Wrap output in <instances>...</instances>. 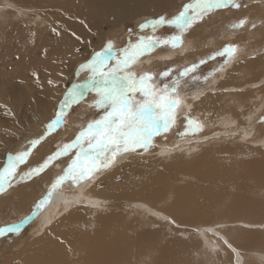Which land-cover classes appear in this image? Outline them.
I'll use <instances>...</instances> for the list:
<instances>
[{
    "label": "bare ground",
    "instance_id": "bare-ground-1",
    "mask_svg": "<svg viewBox=\"0 0 264 264\" xmlns=\"http://www.w3.org/2000/svg\"><path fill=\"white\" fill-rule=\"evenodd\" d=\"M9 1L11 4H3L0 0V55H4L3 58H0V72L8 78L6 80L0 79V93L10 94L11 92L15 94V92H18L21 95L18 98H21L19 102L24 104L22 106L23 111H18L19 105L16 103L10 108V112L7 110V113L4 114L12 115L15 120L21 121L20 127L24 133L23 135L31 136L33 134H29L27 128L46 118L47 113L50 114L51 111L47 107L50 106V103L46 104L44 99L35 100L28 92H22L25 87H38L41 91V97L52 98L55 103L53 105L54 109L58 98L61 97L68 84L58 73L69 74L70 70H74L75 66L78 65L77 62L83 59L76 50L79 44L93 47L94 50L89 49L88 51V56H90L95 51V43L90 40L89 36H98V38L100 34L103 36L102 24H107L117 17L125 19L135 12L146 11L152 5H157L164 0ZM211 21L213 20L209 19L207 22L210 23ZM222 21L227 23L226 18H222ZM25 25L30 27L26 26L27 28H25ZM18 28L27 30H22L20 33ZM204 28L206 29V24H204ZM53 29L56 31H53ZM244 31L230 39L227 35H224L220 40H214L213 44L218 47H221L224 43L236 42L244 49V55L229 68L228 75L226 74L224 78L217 79L219 82L213 90L207 91V88L203 92H199L202 95L196 101L188 99L187 103L193 105L191 110L184 109L192 118L199 120L204 125L203 131L197 135H204L205 137L192 140L188 138L189 140L179 142L174 139L171 143L164 144L163 148L158 146L149 152L131 154L122 158L117 165L100 174L93 184L78 188L65 185L61 192L53 196L50 204L27 224V229L22 231L28 234L37 233L39 229H49L46 232L48 240H44L46 243L41 244L43 247L40 245L36 252L33 251L31 257L24 258L22 263H17L19 261L17 259V262H13V259L11 263H6L9 260L3 259L2 264H118V257L122 254L130 256L129 253L132 255L131 259L136 258L140 261L139 264H145L147 259L149 262L152 260V254L146 253L157 251L156 243L158 241V230L155 231L151 227L152 225H148V222H153L161 228L170 227L171 223L168 224L162 221L165 217H170L176 224L180 225L177 228L175 224L177 232H180L179 234L186 233L190 238H188L189 242L191 240L190 245L193 246V250L194 246L198 247L199 253L210 264H228L232 261V252L219 239V236L222 232L232 234L236 231L238 235L236 238L237 245L243 250L244 254L243 264H264V232L260 236L246 235V228H253L252 226L255 225L250 219L243 223L239 221L236 224L234 222L227 224L213 222V226H206L208 224L203 221L205 219L203 215H207L206 211L200 212L192 207L196 203H201L207 208H219L220 203H222L219 200L228 197L222 189L229 184V186L234 185L233 187L237 190L234 198L239 201L236 204L239 207L241 206V210L247 211L240 205L243 202L242 200L245 199L244 195H246L247 190H252L257 194V199H253L254 202L259 204L264 202L261 200L263 198L261 191L264 192V188H262L264 180L261 181V185L256 181L260 185L259 187H257V184L255 188H251L253 184L249 187V181L252 179L250 178L251 174H248L242 168L240 162L230 163L224 158L223 162L220 159L219 161L215 159L209 165L191 164L186 167L187 161H192L191 159L195 158L196 154L193 156L191 153L199 152L200 154L206 149L209 152L210 150L214 151V144L218 146V143L222 144V147H225L224 144L231 143L241 147L245 146L249 150H252V147L264 148V121L260 119L261 115L264 114L261 112L264 108V40L259 38L256 43L253 42L254 46H246L243 43V36L246 35ZM3 37L6 39L5 41L1 40ZM198 39L200 38L195 36L187 39L189 41L185 43V49L189 47L198 49V41H202V38ZM35 42L38 44L36 48H34ZM100 42L102 41L100 40ZM26 43L27 47L22 48L21 46ZM252 48H262V51H259L260 54L258 55L248 57ZM246 49L247 52L245 53ZM38 51H41L40 53L50 52V57L43 59L44 62L48 61L49 65L42 70L38 69L40 60L38 57L35 58ZM17 52H19V58L15 59L14 54ZM174 55L183 57L179 51L171 50L153 54L151 59L155 63V61H160L162 58H172ZM147 59L149 58H145L143 64L147 63ZM34 73L39 76L38 82H25V86L22 81L17 80L19 76L27 78L33 76ZM83 78V75L79 77L80 80ZM9 79L21 83L20 87L23 88L17 87L16 83L10 82ZM49 79L58 82V90L52 89L48 84ZM43 80L45 82H41ZM47 92H49V95ZM193 95L187 97L190 98ZM37 103L43 105V107ZM0 105H2L1 99ZM251 107H253V111L250 109ZM255 110L258 112L256 114L258 116L257 120L261 124L258 123L255 127L257 130L253 131V126L251 122H248V119L252 118V121H255V115L251 117ZM28 112L31 113V122L22 121L25 116L27 117ZM9 121L14 122V120ZM16 125L0 122V138H2L0 140V164L4 162L6 149L10 147L9 138H6V136L9 137L11 135L9 133L14 128L17 129ZM229 128L231 129L228 130ZM157 141L159 142V139ZM166 141L168 140L166 139ZM27 146L28 144L25 147ZM42 153L39 151L33 160L42 158ZM31 164L33 163L31 162ZM55 168L58 169L56 166ZM56 169H53V171ZM60 169L55 171L56 175L59 174ZM50 175L45 181V186L39 188V193L34 198H30L31 202L25 213L26 215L31 212L34 202L44 194L47 185L54 179ZM192 182H197L198 185L196 186ZM66 201L71 202L70 206L66 205ZM251 202L250 205L254 209L250 211L261 213L264 210L257 211V203L253 205ZM88 204H90L89 208L86 207ZM98 204H101V206L99 207ZM147 207H151V209ZM165 207L167 213H164ZM159 214H164L161 219L157 218ZM59 215L61 218L56 219L52 225L53 227H51L48 224L50 219ZM189 216L196 219L189 220ZM238 217H244V215L241 214ZM70 221L71 223H84L85 226L89 224V228L96 231L92 230L89 234L87 232L86 234L90 235L89 238L80 241L68 239L65 233L75 237L76 232L71 223L69 224ZM140 224L143 233L136 238L134 237L138 233L136 232V226ZM48 225L50 228H48ZM235 227H237L236 230ZM186 228L187 230H184ZM209 228H215L214 230L219 233V236L212 233L207 236L200 235L202 230ZM52 229L55 233L51 235L52 238H48V233H51ZM22 232L20 233L21 240L24 238ZM124 238L125 241H123ZM2 241L0 240V243ZM204 241L208 244H203ZM228 241L235 247L231 240L228 239ZM122 242H126L128 246L119 245ZM178 243L179 241H175V245H178ZM255 243L257 249L262 248L261 251L253 248ZM129 244L131 252L127 253L124 248L128 249ZM163 245L165 246V244ZM181 245L188 248L189 244L185 241ZM212 245H216L229 259L223 261L216 251L212 253ZM53 246H57L59 249H54ZM175 248L177 247L175 246ZM191 248H188V250L193 251ZM159 249H161V246ZM206 249L211 252H207ZM93 251L97 253L106 252V257L112 253L114 257L107 259L105 263H102V260L92 262L90 258ZM89 252L91 253L87 257ZM36 253L38 254L36 255ZM138 255L140 258L137 257ZM161 260L158 264H168L167 258ZM170 260L172 259L170 258ZM123 261L125 262V260Z\"/></svg>",
    "mask_w": 264,
    "mask_h": 264
},
{
    "label": "snow or ice",
    "instance_id": "snow-or-ice-1",
    "mask_svg": "<svg viewBox=\"0 0 264 264\" xmlns=\"http://www.w3.org/2000/svg\"><path fill=\"white\" fill-rule=\"evenodd\" d=\"M247 7L238 0H187L175 15L160 16L138 25L141 33L149 29L151 35H137L135 41L129 39L119 49L115 48L110 39L99 51H93L87 59L79 63L73 73L77 82L66 88L62 97L58 98L54 114L46 123L43 134L29 140L24 150L15 154L6 153L3 165L0 166V195L16 187L17 183L39 178L53 164L60 167V162L63 161L64 166L49 182L44 194L34 202L30 214L18 222L0 227V236L20 234L22 226L38 216L65 185L78 188L93 184L100 174L117 165L122 158L153 150L157 147L155 138L164 136L166 139V134L181 119L184 121V131L179 133L181 137L187 138L202 132L204 125L184 111L185 108L191 110L193 107L187 103L188 99L196 101L202 93L198 92L189 98L182 95L181 91L190 86L197 87L208 83L217 73L239 61L244 55L240 44L224 43L207 56L183 65L178 70L174 66H165L159 71H153L151 67L136 71L134 66L143 64L145 58H149L146 62L151 65V57L159 48L179 51L183 55L187 51V37L212 15ZM247 24V17L240 18L228 26V31L235 32ZM163 27L170 30L169 34L164 37L155 35ZM255 27L252 24V28ZM127 32L129 36L132 35L131 28ZM218 58L220 62L216 68L203 76L198 74L202 66ZM58 75L67 80L63 72ZM81 75L84 76L82 80L79 79ZM48 84L52 89L58 90L57 81L49 79ZM89 94L92 99L86 103V107L96 112V118L78 126L79 130L70 140L58 143L49 155L34 166L30 165L29 158L33 150L48 136L65 126L73 107L85 102ZM0 107L7 108L6 105ZM260 119L264 121V116ZM21 166L25 170L21 171ZM70 203L66 201V205L70 206ZM165 219L176 224L170 217ZM176 227L179 228L180 225L176 224ZM209 233L219 236L211 228L202 230L200 235L207 236ZM219 239L236 252L223 236H219Z\"/></svg>",
    "mask_w": 264,
    "mask_h": 264
},
{
    "label": "rangeland",
    "instance_id": "rangeland-1",
    "mask_svg": "<svg viewBox=\"0 0 264 264\" xmlns=\"http://www.w3.org/2000/svg\"><path fill=\"white\" fill-rule=\"evenodd\" d=\"M1 2L3 4H11V2L9 0H1ZM186 2H187V0H164L162 2H159L157 5H152V7L150 6L151 8L146 10V11L143 10L140 12H135L133 15H131L125 19L121 18V17H117L115 19H112L107 24H102L101 28L104 30L102 32V33H104L103 36L101 34L99 35V38H98V36H93V35L89 36L90 40L93 43H95V51H99L100 47L106 41H108L110 39L114 42L115 48L119 49V48L123 47L129 39L135 41L137 35H151L152 33L149 29H145L144 32L141 33L139 28H138V25L144 21L153 20V19H156L160 16L171 17V16L175 15L179 11V9L183 5V3H186ZM238 2H240L242 4H246L248 7L247 8H241L240 10L220 11V12L212 15V17L210 19L213 21H211L210 23L209 22L204 23V24H206V29L204 28V24H203V26L197 27L191 36L187 37V39L192 38V36H195V37L200 38V39L202 38V41H198V44H199L198 49H195L194 47H189L187 49V51H184L182 58L178 57L177 55H174L170 59L162 58L160 61H155V63L152 62L151 65H148L147 63L136 64L134 66V70L139 71L142 68L151 67L153 71H159V70H163L165 66H174L178 70L181 66L186 65L188 63H191L197 59L203 58V57L207 56L208 54H210L212 51L219 48L218 46L213 44L214 40H220L224 35H227L228 38L230 39L231 37L237 36L239 33H241L244 30H245L244 33L246 34V35L244 34L246 36V39H245V36H243L244 37L243 43L246 46L253 45V42L256 43V40L259 38L264 40V7H263L264 0H238ZM221 17L226 18V22L228 24L223 23ZM243 17L248 18V24L243 29L237 30L235 32L228 31L229 25H231L232 23H235L238 19L243 18ZM252 24H255L256 27L252 28ZM26 26L30 27L29 25H25L24 27L27 28ZM129 28L132 29V35L131 36H129V34L127 32V30ZM18 30L20 32L22 30L26 31L27 29L18 28ZM169 32H170V30L167 27H163V28L158 29L156 31L155 35L160 36V37H164V36L168 35ZM254 32H257V33H254ZM247 36H248V38H247ZM99 39L102 42H100ZM187 39H186V42L189 41ZM200 39H198V40H200ZM1 40L5 41L6 39H4V37H3ZM30 44L32 45L33 43H30ZM37 46H38V44H37V42H35L34 48H36ZM21 47L22 48L27 47V43L25 45L23 44ZM15 48H17V47H15ZM89 49L94 50L92 46L87 47L86 45H82V44H79L76 48V50H79L77 52H79V54L81 55L80 57L83 58L84 60L89 57L88 56ZM251 50L252 51L248 54V57L250 55L260 54L259 51H262V48H260V49L252 48ZM168 51H171V50L159 48L156 50V52L154 54H157L159 52H168ZM40 52L41 51L37 52L35 58L38 57V59L40 60V66L38 69L42 70L43 68H47L49 65V62L48 61L44 62L43 59L49 58L50 52L49 51H44V53H40ZM246 52H247V49L245 50V53ZM3 57H4V55L1 54L0 58H3ZM14 58L15 59L19 58V52L14 54ZM83 59H80L77 62V64L83 62L84 61ZM219 62H220L219 58L216 61H210L206 66H202V68L198 74L201 76L207 74L213 68H216L218 66ZM14 63L16 64L15 61H14ZM233 65H234V62L232 64H230L225 71L219 72L215 76L210 78L209 82L206 84H201L197 87H191L190 86V87L182 89L181 94L184 96L185 95L188 96V95L196 94L198 92H203L207 88H208L207 91L213 90L217 86V83L219 82L217 79H220L222 77L224 78L226 76V74L230 72L229 68ZM77 66H75V68ZM74 70L71 69L70 70L71 74L69 73V74L65 75V76H67L66 82H68L66 88H70L72 83L77 82V77H75L73 74ZM0 79L6 80L8 78L5 77L4 75H2L0 72ZM17 80L22 81L24 83V85L26 86L25 82H38L39 76L33 75V76H29L27 78H23L22 76H19V78H17ZM9 81L16 83V86L20 87L21 83L17 82L16 80L9 79ZM41 82H45V81L43 80ZM20 88H23V87H20ZM22 92H28L29 95H31L35 100L44 99L46 104L50 103V106H47V107L49 108L51 113L50 114L47 113L48 116L46 118L42 119L41 121H38V123L35 124L34 126L30 127L31 126L30 125L29 128H27V131H29L28 133L29 134L32 133L33 135H31V136L23 135L24 133L22 131V128L20 127L21 121H19L18 119L15 120V118L12 115L4 114V113H7L6 111L8 109H10L16 103L19 105L18 111L19 112L23 111L22 106L24 104H23V102H19V100L21 98H18L21 95L18 92H15V94H13L11 92H10V94H6V92H4L3 94L0 93L1 104L7 106V108H5V107L1 108L0 107V122H6L9 125H16L17 123L19 124V127H18V124L16 125L17 131L14 128V130L12 131L13 134L11 132V133H9V134H11L9 137L6 136V138H9L8 140L10 141L9 142L10 147L6 149V153L12 152L13 154H15L18 151L24 150L26 148L25 146L28 144L29 140L37 138L41 134H43L45 125L50 120V118L53 116L55 108H56L55 107L53 109V105L55 103H54V101H52L51 97H43V96L41 97V91L39 90L38 87L35 88L32 86H28V87H25V89ZM47 93L49 95V92H47ZM61 97H62V95H61ZM91 99H92V96H91V94H89L87 96L85 102L81 103L79 106H74L73 109L71 110V115L68 117V123L65 126L61 127L57 132L48 136L40 145H38L33 150V153L31 155V157L29 158V164L30 165L34 166L35 164L40 162L43 158H45L47 155H49L52 151L55 150L58 143L62 144L64 142L70 140L73 137L74 133L79 130L78 126L86 123L87 120H89V119L96 118V112L93 109L86 107V103L91 101ZM2 101H4V102L2 103ZM37 104L39 106L43 107V105H41L39 103H37ZM250 109H252V111H253V107H251ZM258 109H256V110H258ZM256 110H255V112H253L251 114V117L255 115L254 116L255 121H252V118L248 119L249 120L248 122H251V125L253 126L252 127L253 131L257 130L255 127L257 126L258 123L261 124V122H258V120H257L258 116L256 114L258 112ZM261 112L264 113V108L262 109ZM30 115H31V113L28 112L27 117L25 116V119H27V120L22 119V121L31 122L30 119H32V118ZM262 116H264V114H262L261 117ZM9 120H14V122L12 123ZM183 123H184L183 119H182V121L181 120L178 121L176 126L170 132H168L166 134V139L168 141H166L164 136L156 137L155 138V141H156L155 144L157 145V147L162 146L161 148H163L164 144H169L174 139L176 142L177 141L179 142L182 140H187L188 138H190V140H192L194 138L198 139L201 137H205L204 135L203 136L197 135V136H192V137H191V135H189L187 138L181 137L179 135V133L184 131ZM246 124L248 125L249 123H246ZM19 128H20V130H18ZM230 129L231 128H229L228 130H230ZM21 131H22V135H21ZM16 132H18V133H16ZM178 137H180V138H178ZM1 139L2 138H0V140ZM158 139H159V142L157 141ZM214 145H215L213 148L214 151L210 150V152H209L206 149V151H202L200 154H199V152L191 153L193 156L196 154L195 158H192L191 159L192 161H187L186 167H188L191 164L209 165V164L213 163V161H215V159H216V161H219V159H220L223 162V158L230 163L238 161V162H240L242 168H244V170H246V172L248 174H251L250 178H252V179H250V181H249V184H248L249 187L252 184H253V187H251V188H255L256 184L258 185L257 187H259L261 185V181L264 180V148L252 147V150H249L245 146L241 147V146L231 144V143L224 144L225 147H222V144H219V143H218V146H216V144H214ZM234 150H236L238 152V154H236L237 152L235 153ZM39 151L43 152L42 158H40V159L35 158L33 160V158L38 155ZM239 151H240L241 155L239 154ZM224 153H225V155H224ZM31 162L33 164H31ZM2 165H3V162H2V164H0V166H2ZM52 166L46 172L41 174V176L39 178H35V179H33L29 182H26V183H17L16 187L9 189L6 193L0 195V227L11 224V223L18 222L23 217L30 214V213L27 215L25 214L27 212L29 206H30V202H31L30 198H34L35 195H37L39 193V191H38L39 188L45 186V184H46L45 181L47 180V178L49 177V175L51 173H52V175H50V177L54 178L56 176L55 171L60 169L61 167H63L64 162L63 161L60 162V167H57L58 169L55 168V164H53ZM245 166H247V167H245ZM53 169H56V170L53 171ZM23 170H25V168H24V166H21V171H23ZM256 181L259 182L260 185ZM192 183L196 184V186L198 185L197 182H192ZM262 185H263L262 188H264V182H262ZM233 186H229V184H227L222 189L223 192L225 193V195L228 197H224V198L219 200L220 202H222V203H220L219 208H215V209H213V207L207 208L201 203H196L192 207L195 210H199L200 212H202L203 210L206 211L207 215H203L205 218L203 221H206V223L208 224L206 226H213V224H212L213 222L214 223L222 222L225 224L234 222L236 224V222H238V221L243 223V222H247L248 221L247 219H250V221H252V223L255 225L252 226L253 228H246V232H245L246 235L249 234V236H260V234H263V232H264V221H263L264 220L263 219L264 218V210H263L264 209V204H263L264 202L263 203L261 202V204L254 202L253 199H257L256 198L257 194L252 190H247L246 195H244L245 199L242 200L244 203L242 202V204H240V205H242V207L244 209H247V211L241 210L240 209L241 206L239 207V205L236 204V202L239 200H236L234 198L236 196L235 192H237V190ZM99 188H101V187H99ZM261 193L263 194V198L261 200L264 201V192L261 191ZM84 194H86V193H84ZM250 202L253 203V205L255 203H257V206H258V207L256 206L257 211H259L261 209L263 211L261 213L256 212V211H250L251 209H254L250 205ZM98 206L100 207L101 204H98ZM86 207L89 208L90 204L86 205ZM147 208L151 209V207H147ZM164 213H167L166 207L164 209ZM241 214L244 215V217H238ZM163 215L159 214V216L157 218L161 219ZM59 217L61 218L60 215L55 217V218L52 217L53 220L50 219V223H48V224L51 227H53L52 225L55 223V220L58 219ZM34 218L35 217H33V219ZM242 218H246V219H242ZM188 219L194 220L196 218L189 216ZM94 221H96V220H94ZM162 221L163 222L165 221L166 223L169 224L168 219H162ZM29 222L30 221H28L27 223H25L22 226L21 232L24 229H27L26 227H27V224ZM70 223H71V221L69 222V224ZM83 224L84 223H80V222H76V223L72 222L71 225L74 227L73 228L74 231H76L75 237L69 236L66 233H65V236L66 237L68 236V239H72L75 241H80L84 238L85 239L89 238L90 235H88V234L91 233L93 229L89 228V226H90L89 224H87V226H85ZM49 225H48V228H50ZM148 225H150V226L152 225L151 227L155 231L158 230V236H157L158 241L156 243L157 251H155L154 253H149V252L146 253V254H152L151 255L152 260H151V262H149V260L147 259L145 261L146 262L145 264H158L159 262L162 261L161 259H163V258L168 259V264H175V263L176 264H210L199 253L198 247L194 246V250H193V246L190 245L191 240L189 242V240H188L189 237L187 236L186 233L185 234H183V233L179 234L180 232H177V228L175 227V224H172V225L170 224V227H167V228L158 227V225H156L153 222H148ZM260 225L262 227H259ZM141 226H142L141 224L136 226V232H138V233L134 237L137 238L138 236L142 235L143 231L141 229L142 228ZM79 229H83V230H79ZM212 229H215V228H212ZM236 229H237V227H235V230ZM48 230L39 229V230H37V233L34 232L35 235H33L34 233H28L27 234L26 232H22V234H24V238L22 240H21L20 234H18V235L17 234H13V235L8 234L7 236H0V240L5 241V242L2 241L0 243V245H1L0 246V264H2L4 262V260H9L6 263H11V261L13 259H14L13 262H17V260H19L17 263H19V262L22 263L24 258H26L28 256L31 257L33 254V251L35 253L37 248L42 243H46L45 241L48 240L47 235H46L47 234L46 232ZM184 230H187V228ZM216 230H218V228H216ZM93 231H96V230H93ZM87 232H88V234H86ZM54 233H55V231L52 229L51 233H48V236H49L48 238H50L52 234L54 235ZM91 236H93V234H91ZM220 236H223L224 239H226L227 241H228V239L231 240L235 245V247H234L230 243V241H228L232 245V247L236 249V252H233L232 249L226 245L230 249V251L232 252V255H233L232 261L229 262L228 264H243L244 254H243V250H241L237 245V241H236V238L238 236L237 231L232 233V234H226V233L222 232V234ZM39 239L40 240L42 239V240L40 241ZM123 241H125V238L123 239ZM175 241L176 242L179 241V243L180 242L185 243V241H187L189 244L187 247L189 249L192 247L191 250H193V251L188 250V248H186V246L183 247L181 245V243H180V245H179V243H178V245H175ZM168 242H169V245H168ZM161 244L162 245L165 244V246L164 245L162 246ZM203 244H208V242L204 241ZM255 244L253 245V248L256 249L257 251H259V250L261 251L262 248L257 249V244L256 245ZM119 245L128 246L126 244V242H122ZM160 246H161V249H159ZM175 246L177 248H175ZM189 246H191V247H189ZM130 247L131 246L129 244V247H128L129 250L127 248H124V251H126L128 253L130 251ZM212 247H213L212 253L214 251H216V253L219 254V256L222 258L223 261H226L229 259V257L227 255H225L224 252L220 251V249H218V247L216 245H212ZM53 248L59 249L57 246H53ZM107 248H109V247H107ZM206 251L211 252L207 249H206ZM90 253L91 252H89L87 254V257L90 255ZM193 253H194V256H193ZM37 254L38 253H36V255ZM105 255H107L106 252L97 253V252L93 251V254L90 258V261L95 262L97 260H100V261L102 260V263L103 262L105 263L107 261V259L114 257V255H112V253H111V255L108 254V256H107L108 258ZM129 255L130 256H128L127 254H122L119 257L117 256L118 260H119L118 264H129V263L132 264V262H134V264H139L140 261H138L136 258L131 259L132 255L130 253H129ZM137 257L140 258L139 255ZM170 258L172 260H170ZM123 260H125V262ZM127 261H129V262L127 263Z\"/></svg>",
    "mask_w": 264,
    "mask_h": 264
}]
</instances>
